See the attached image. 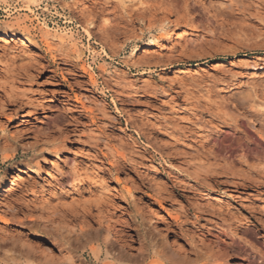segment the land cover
Masks as SVG:
<instances>
[{"label":"rangeland","instance_id":"rangeland-1","mask_svg":"<svg viewBox=\"0 0 264 264\" xmlns=\"http://www.w3.org/2000/svg\"><path fill=\"white\" fill-rule=\"evenodd\" d=\"M16 23L0 264H264V0H0Z\"/></svg>","mask_w":264,"mask_h":264},{"label":"bare ground","instance_id":"bare-ground-1","mask_svg":"<svg viewBox=\"0 0 264 264\" xmlns=\"http://www.w3.org/2000/svg\"><path fill=\"white\" fill-rule=\"evenodd\" d=\"M27 1V3H29V4H33L34 3V0H26ZM20 25H21V23H16V24H14V25H10V26H7V25H5V27H2V29H1V27H0V37H2V38H0L1 40L0 41H4V37L6 36V30H8V31H13V30H22V31H24V32H26L27 30L25 29V28H21L20 27ZM2 26V25H1ZM28 32V31H27ZM49 35H47V34H45L43 37H48ZM59 39V42H64V40H63V38L62 37H59L58 38ZM13 41V40H12ZM22 42V41H21ZM9 43V42H8ZM23 43V42H22ZM21 43V46L23 45ZM148 46H156L155 45V41L154 40H151V43L150 44H148ZM72 47L76 50L77 49V44L76 43H72ZM259 68V67H258ZM142 74H145L144 72L142 73ZM91 79H92V77H90ZM261 108H264V105L263 106H260ZM5 160H7V158L5 157L4 158ZM9 175H11V176H8V178H6V180L2 183V185H1V187H0V190H1V192H3V193H8V191L10 190L9 189V186H10V183H12V179H14L15 177H16V175L14 174V173H12V174H9ZM57 194V193H56ZM102 224V223H101ZM107 226H103V228H102V234H103V239H104V242L106 243V244H108V246L110 247V245L112 244V246H113V244H116V245H118L119 246V248L120 247H123L124 248V244L121 242V240H119L116 236H113L112 234V231H111V233H110V231L108 230L109 228H106ZM100 228V227H99ZM85 234V233H84ZM83 233L82 234H80V238L78 239V241H77V243L75 244L76 246V249H78V250H80V251H83L84 249H85V244L87 243V240H88V237H86V235H84ZM104 243V244H105ZM105 244V245H106ZM110 244V245H109ZM73 247V246H72ZM114 248H115V246H114ZM110 250H113V249H111V247L109 248ZM197 249V248H196ZM107 251H108V249H107ZM190 252V251H189ZM110 253V252H109ZM124 253H120V257L122 256H124L123 255ZM126 256V255H125ZM119 257V258H120ZM123 258H125V257H123ZM126 259V258H125ZM188 260V259H187ZM68 262H69V264H76L74 261H73V259L72 258H70V259H68Z\"/></svg>","mask_w":264,"mask_h":264}]
</instances>
